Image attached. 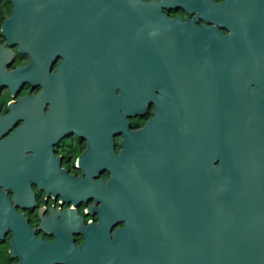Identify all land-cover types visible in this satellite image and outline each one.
Wrapping results in <instances>:
<instances>
[{
    "label": "water",
    "instance_id": "obj_1",
    "mask_svg": "<svg viewBox=\"0 0 264 264\" xmlns=\"http://www.w3.org/2000/svg\"><path fill=\"white\" fill-rule=\"evenodd\" d=\"M11 2L8 43L32 59L23 82L36 59L81 53L85 28L97 36L125 30L127 15L133 25L130 104L124 93L119 106L82 108L93 131L84 163L94 158L111 174L105 185L82 191L102 205L84 242L103 247L102 264H116L110 245L132 247V264H264V0L216 7L212 22L227 35L170 19L153 1ZM64 63L55 81L65 76ZM111 77L125 80L83 68L73 76L97 95ZM40 83H51L44 71ZM151 107L152 119L128 132L126 117L141 119ZM121 133L115 156L110 135ZM158 185L161 203L154 204ZM116 213L126 225L111 239L107 221ZM73 248V264H82V248Z\"/></svg>",
    "mask_w": 264,
    "mask_h": 264
},
{
    "label": "flooded vegetation",
    "instance_id": "obj_2",
    "mask_svg": "<svg viewBox=\"0 0 264 264\" xmlns=\"http://www.w3.org/2000/svg\"><path fill=\"white\" fill-rule=\"evenodd\" d=\"M140 1L155 2L170 19L192 21L199 29L217 27L222 35L228 34L212 22L211 16L216 7L231 0H193L190 6H183L181 0ZM12 12L11 0H0V264H73L75 255L70 245L74 250L82 248V264H102L103 247L84 245L88 226L99 224L102 205L92 195L83 198L82 191L90 193V186L99 185L98 182L105 185L111 174L99 167L94 158L88 165L84 163L82 157L93 141V131L90 121L82 117V108L97 104L119 106L124 93L127 106L130 104L133 25L127 15L125 30L97 36L94 29L85 28L81 53H65L52 61L48 56L41 61L36 59L30 81L23 82L20 76L32 59L17 44L8 43L5 24ZM63 60L65 76L55 81ZM82 68L101 73L102 77L123 74L126 84L111 77L102 83L97 95L89 92L86 84L82 87V79L74 80L75 74H82ZM42 71L51 83H40ZM153 112V107L148 109L140 119L141 126L127 116V131L142 128L152 119ZM122 136L110 135V153L115 156L122 150ZM94 151L103 153L101 149ZM158 189L160 194V185L151 193L154 204L161 203ZM107 224L112 239L115 232L124 229L126 221L116 213ZM66 242L70 244L66 246ZM131 248L110 245L107 249L112 262L132 264ZM57 252L60 254L56 256Z\"/></svg>",
    "mask_w": 264,
    "mask_h": 264
},
{
    "label": "trees",
    "instance_id": "obj_3",
    "mask_svg": "<svg viewBox=\"0 0 264 264\" xmlns=\"http://www.w3.org/2000/svg\"><path fill=\"white\" fill-rule=\"evenodd\" d=\"M142 120H140V119H136V125H139V126H141L142 125Z\"/></svg>",
    "mask_w": 264,
    "mask_h": 264
}]
</instances>
